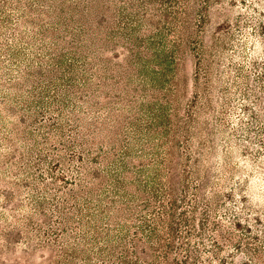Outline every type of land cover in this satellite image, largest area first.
<instances>
[{"label": "trees", "instance_id": "obj_1", "mask_svg": "<svg viewBox=\"0 0 264 264\" xmlns=\"http://www.w3.org/2000/svg\"><path fill=\"white\" fill-rule=\"evenodd\" d=\"M195 2L0 0V186L12 188L0 196L13 203L0 220L36 258L50 255L43 264L222 263L210 220L220 196L194 183L200 111L174 84L178 54L196 42ZM23 194L31 212L19 217ZM232 224L240 264H264V246L248 243L264 236Z\"/></svg>", "mask_w": 264, "mask_h": 264}, {"label": "rangeland", "instance_id": "obj_2", "mask_svg": "<svg viewBox=\"0 0 264 264\" xmlns=\"http://www.w3.org/2000/svg\"><path fill=\"white\" fill-rule=\"evenodd\" d=\"M194 7L199 14L192 19L196 42L184 46L182 54L177 56L175 93L181 103H196L200 111L197 117L200 144L196 147V158L201 161L200 176L194 183L200 184L201 190L206 189L202 191L204 195L208 191L214 192L217 198L219 195L223 205L210 213V220L220 227L214 236L224 251L219 255L222 263L215 264H240L245 258L233 244H241L243 240L242 234L233 229V220L241 223L244 234L250 235L245 231L249 225L251 235L264 236V200L254 194L264 196V0H198ZM194 13L193 9L188 11L190 16ZM182 39L178 40L179 44L183 43ZM200 42L206 48L202 53L204 63L199 69L197 55L200 54L196 51L202 49ZM208 63L212 66L209 83L203 69V64ZM196 93L201 98L194 101ZM206 95L211 100L210 107L203 102ZM223 130L231 141L226 154L219 132ZM221 154L226 156L228 164ZM0 189L7 195L12 193L9 186H0ZM3 199L0 196V210L13 204ZM14 203L26 207L25 211L12 212L15 215L22 217L31 212L24 194L17 196ZM200 212L204 214L205 207L199 208L195 226L197 222L203 223ZM25 236L18 225L0 220V264H43L50 258L42 251L45 258H36L40 255L34 252L36 246L26 244ZM224 238L232 243L225 242ZM248 243L264 246V241L249 240ZM194 245H198V238L194 239ZM246 245L244 250L249 248ZM227 253L234 257H228Z\"/></svg>", "mask_w": 264, "mask_h": 264}]
</instances>
